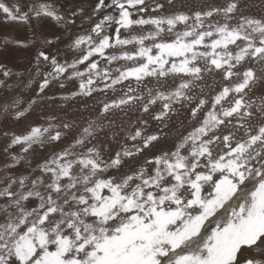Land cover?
<instances>
[{
	"label": "snow or ice",
	"instance_id": "obj_1",
	"mask_svg": "<svg viewBox=\"0 0 264 264\" xmlns=\"http://www.w3.org/2000/svg\"><path fill=\"white\" fill-rule=\"evenodd\" d=\"M113 6L118 16L104 15L90 34L75 39L73 47L86 46V50L71 64H60L55 57L43 51L38 53V61L40 58L51 61L53 67L52 72L44 75L41 92L50 78L56 79L69 69L72 70L69 78H80V92L85 95H91L94 77L109 78L111 83L105 84L106 88L129 78L140 82L144 77L169 74L189 77L185 80L182 76L175 91L157 93L144 105L147 112L157 99L164 101L163 110L155 117L159 120L172 110L174 100L190 99L185 90L193 80L201 79L205 71L222 70L226 80L236 77L237 82L223 87L214 96L200 126L175 151L145 162L155 164L151 174L141 168L119 180L101 178L99 174L109 167L121 165V153L105 162L99 151L89 148L87 154L66 149L45 162L41 172L50 176L49 183L37 177L32 180L31 189L17 192L12 190L17 181L11 179L0 190V198L6 200L0 206V212L6 215V222L0 223V264H240L239 257L244 251L264 252V122L255 128L249 125L245 129L246 138L241 140H235L231 132L227 135L216 132L220 126L231 124L234 114H239L241 120H250L258 113V118L264 121V102L253 112L254 102L245 100L246 89L251 91L252 85L264 77L257 76L251 67L243 71L237 67H242L246 58L264 62V20L241 15L235 26L228 23L205 26V20L217 13L231 19L239 10L238 0H231L224 8L196 11L192 16L178 13L133 19L131 10L144 12L145 0H111L110 4L98 0L94 12ZM162 8L157 3L153 11ZM33 11L36 16L64 19L47 4ZM0 12L7 19H28L27 13L21 14L18 6H9L4 0H0ZM113 23L117 27L109 35L105 25ZM177 24H184L185 29L176 32L171 41L157 42L161 33H172ZM134 25H152L155 30L147 35L121 38V29H132ZM146 40L153 41L151 46L145 45ZM129 44L139 47L131 52L123 50ZM230 45L238 51L234 52ZM117 46L121 48L119 56L106 55L107 49ZM95 56L107 63L122 59L133 61V65L116 69L118 75L112 78L109 69L99 70V61L91 59ZM170 58L180 59L177 62ZM198 61H203V66ZM85 62V71L78 70L77 65ZM3 74L10 75L8 71ZM230 93L236 95L229 99ZM137 99L141 97L125 94L119 101L105 103L103 111ZM224 101L228 107L223 106ZM206 103L200 99L191 115L195 118ZM17 115L22 116L23 112ZM51 127H33L27 135L15 136L12 144L27 145L24 148L27 152L33 144L43 143L45 133H49L48 139L59 140L61 132L57 130L52 135ZM94 130V125L89 124L83 133L91 136ZM140 136L138 129L131 139ZM157 139L156 135L147 136L143 147ZM84 143L82 137L73 147ZM182 149L187 155L182 154ZM132 155L130 150L123 151V157ZM77 165L79 174L73 171ZM65 178L67 182H62ZM18 183L24 189L25 178ZM41 185L45 187L43 193L38 190ZM30 198L39 200L37 207L29 209L25 205ZM244 264H264V261L246 258Z\"/></svg>",
	"mask_w": 264,
	"mask_h": 264
},
{
	"label": "rangeland",
	"instance_id": "obj_2",
	"mask_svg": "<svg viewBox=\"0 0 264 264\" xmlns=\"http://www.w3.org/2000/svg\"><path fill=\"white\" fill-rule=\"evenodd\" d=\"M9 6L16 5L20 8V13H27L28 19L11 20L5 18L0 12V190H3L11 179L17 181L13 185V191H27L32 188V180L43 177L46 183L50 182V176L41 172V166L51 160L57 154L68 149L76 154H87L89 148L99 151L101 159L110 162L116 155L121 153L122 163L118 168L109 167L105 172L100 173L101 178L114 177L119 180L126 174H132L141 168L147 169L151 174L155 164H146V161H153L155 157L164 153H171L176 150L177 145L197 127L200 126L207 112L211 109L213 98L223 87L237 82V78L226 80L222 70L205 71L201 79L193 80L189 89L185 93L190 99H180L171 103V111L162 119L155 117L163 110L164 101L157 99L155 104L149 105V110H143L152 96L157 93L169 94L182 82L183 74H169L165 77H144L137 82L135 78H129L119 84L105 87L111 80L105 78L101 80L94 77L96 83L92 85L91 95L80 92V78H69L71 69L56 79L50 78L49 85L40 91V85L46 73L52 72L51 61L37 60L40 51L45 52L50 57H55L60 64H71L77 60L86 46L81 48L73 47L76 38L91 33L92 27L98 23L104 15L111 14L118 16L115 7L104 8L99 12H94L98 0H4ZM111 0H106L110 4ZM231 0H145L146 10L144 12H133V19L140 17L169 16L178 13H185L189 16L196 11H209L214 8H224ZM162 4L163 8L153 11L156 4ZM41 4L52 6L56 12L64 19L57 21L45 15L36 16L33 9H38ZM239 10L228 19L224 14H214L212 18L205 20L208 23H228L235 26L240 16L264 20V0H238ZM75 13V15H73ZM193 20H189L191 25ZM117 27L114 23L105 25V32L114 34ZM167 26H165L166 28ZM185 29L184 24H177L172 33L165 31L157 38L171 41L175 38L176 32ZM152 25H134L132 29H121V38L131 36L147 35L154 31ZM20 41L22 43H17ZM51 41V43H49ZM152 40H146L145 45L151 46ZM239 43V42H238ZM139 46L129 44L123 50L136 51ZM234 52L238 49L234 45L229 46ZM199 50H203L200 48ZM155 49L153 53H155ZM121 54L120 46L107 49L106 55ZM99 61V70L107 68L111 72V77L118 75L116 69H123L133 65V61L117 60L107 63L99 56L92 57ZM175 59L177 62L180 58ZM203 66V61H198ZM87 62L77 65L78 70L85 71ZM240 71L251 67L257 76L264 77V62L258 58H246L242 62V67L237 66ZM8 71L10 75L3 73ZM183 79H190L183 76ZM129 88L133 89L129 92ZM151 90V96L149 95ZM245 100L254 102L252 111L256 106L264 102V78L257 80L251 87V91L246 89ZM125 94L141 97L132 100L129 104L121 105L118 108H111L108 112L103 111L105 103L119 101ZM236 95L230 93V97ZM200 99L207 103L197 113L194 118L191 115L192 109L196 107ZM224 107H228L227 101L222 102ZM220 106H217V109ZM18 112H23L18 116ZM235 118L231 124L220 126L216 130L218 135H227L230 132L235 134V140L245 139V129L251 125L257 127L261 121L257 113L252 119L241 120L239 114H234ZM68 124V128L63 125ZM89 124L94 125V132L91 136L83 133V129ZM243 124L244 127H240ZM50 134L55 131L61 132V138L53 141L48 139L49 133H45L43 143L33 144L25 152V144H12L15 136L27 135L33 127L46 128L49 126ZM98 126V127H95ZM141 131V136L132 140L131 136L136 130ZM149 135H156L158 139L152 141L148 147H143V140ZM85 139L84 145H76L75 141L80 138ZM189 145L186 146L189 147ZM219 143V141L217 142ZM141 151L137 152L136 149ZM127 149L134 153L130 157H123V151ZM182 154L187 155V151L182 149ZM75 157H68L73 159ZM73 171L79 174V166H74ZM87 171V170H85ZM49 177V178H48ZM25 178V187L21 189L18 181ZM62 182H67L65 178ZM42 193L45 192L43 185L38 187ZM107 193V190H105ZM62 203V200L59 201ZM6 200L0 198V206ZM31 209L37 207L39 200L30 198L24 202ZM6 222V215L0 212V223ZM240 264H244L246 258L264 261V252H257L255 249L244 251L240 255Z\"/></svg>",
	"mask_w": 264,
	"mask_h": 264
},
{
	"label": "bare ground",
	"instance_id": "obj_3",
	"mask_svg": "<svg viewBox=\"0 0 264 264\" xmlns=\"http://www.w3.org/2000/svg\"><path fill=\"white\" fill-rule=\"evenodd\" d=\"M49 178V177H48Z\"/></svg>",
	"mask_w": 264,
	"mask_h": 264
}]
</instances>
